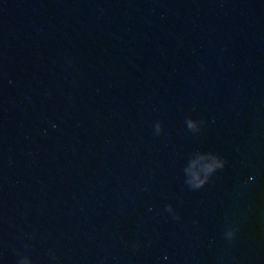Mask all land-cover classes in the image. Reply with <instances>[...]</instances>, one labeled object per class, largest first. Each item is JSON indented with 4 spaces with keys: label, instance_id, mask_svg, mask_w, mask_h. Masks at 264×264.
Segmentation results:
<instances>
[{
    "label": "water",
    "instance_id": "obj_1",
    "mask_svg": "<svg viewBox=\"0 0 264 264\" xmlns=\"http://www.w3.org/2000/svg\"><path fill=\"white\" fill-rule=\"evenodd\" d=\"M24 260L264 264V0H0V264Z\"/></svg>",
    "mask_w": 264,
    "mask_h": 264
},
{
    "label": "clouds",
    "instance_id": "obj_2",
    "mask_svg": "<svg viewBox=\"0 0 264 264\" xmlns=\"http://www.w3.org/2000/svg\"><path fill=\"white\" fill-rule=\"evenodd\" d=\"M189 127L195 128L198 126V122L197 121H192L189 120ZM56 125L53 124V128H55ZM157 127L159 128V125H157ZM204 159H208L209 163H207L206 167H205V174L203 176L200 175V173H195L194 174V186L195 187H202L208 179V176L211 175L213 172H215L217 169L219 168H223L224 167V159L221 158L218 155H214L209 153L207 156L202 157ZM169 211H171V207H169ZM165 259H167V257H165ZM22 264H29V262L27 260L22 261Z\"/></svg>",
    "mask_w": 264,
    "mask_h": 264
}]
</instances>
